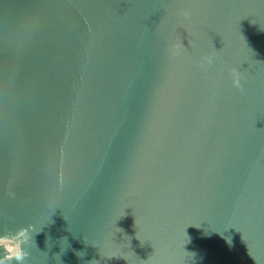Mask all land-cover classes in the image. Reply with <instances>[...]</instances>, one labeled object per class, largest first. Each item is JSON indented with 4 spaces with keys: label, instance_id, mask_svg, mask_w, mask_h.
<instances>
[{
    "label": "water",
    "instance_id": "95a60500",
    "mask_svg": "<svg viewBox=\"0 0 264 264\" xmlns=\"http://www.w3.org/2000/svg\"><path fill=\"white\" fill-rule=\"evenodd\" d=\"M29 226L24 264H264V0H0V238Z\"/></svg>",
    "mask_w": 264,
    "mask_h": 264
},
{
    "label": "clouds",
    "instance_id": "9594fccd",
    "mask_svg": "<svg viewBox=\"0 0 264 264\" xmlns=\"http://www.w3.org/2000/svg\"><path fill=\"white\" fill-rule=\"evenodd\" d=\"M174 54L175 53H173V55ZM204 60L211 63V57H204ZM229 71L231 72L233 86L239 88V73L236 69H230ZM30 227L31 226H29V228H19L13 235L0 238V245H3L6 251L10 253V255L5 257V259H0V264H5V260H14L16 264H24L28 253L21 246L27 245L31 239L29 236Z\"/></svg>",
    "mask_w": 264,
    "mask_h": 264
}]
</instances>
